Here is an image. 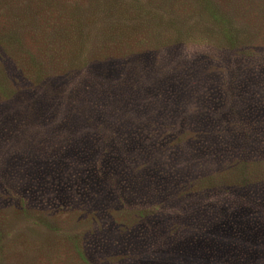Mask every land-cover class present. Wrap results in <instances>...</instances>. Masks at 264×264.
Instances as JSON below:
<instances>
[{
  "label": "rangeland",
  "instance_id": "374dc122",
  "mask_svg": "<svg viewBox=\"0 0 264 264\" xmlns=\"http://www.w3.org/2000/svg\"><path fill=\"white\" fill-rule=\"evenodd\" d=\"M227 2L243 7L236 33L241 40L235 47L220 40L188 39L119 60L122 68L103 77L105 65L95 61L101 41L96 31L102 24H98L85 36L81 64L72 61L68 76L49 80V89L44 90L38 83L24 84L17 71L15 76L7 69L13 62L4 58L6 68H0V74L9 72L11 81L0 78V99L4 93L13 100H0V264H264V223L259 218L264 200L255 195L261 185L248 180L254 185L248 190L251 196H237L243 191L239 184L244 176H240L249 164L256 170L249 175H264V28L254 34L256 29L246 26L250 16L264 22V0ZM52 3L41 19L32 21L35 30L54 14L49 12ZM162 10L160 16L172 18L169 5ZM188 16L193 21L180 26L182 33L201 36L208 31L205 14L194 9ZM95 20L105 21L97 16ZM49 22L53 25L47 31L55 34L45 36L48 52L58 49L66 55L71 49L65 42V23ZM4 28L0 35L10 33L13 26ZM63 61L57 66L66 68L69 60ZM187 67L184 73L195 75L198 85L189 90L185 106L181 102L176 108L177 98L168 97L174 107L151 113L140 124L149 128V141L155 143L153 162L161 175L168 181L178 176L176 191L166 185L160 194L153 191L156 186L141 176L143 156L122 184L126 197L122 207L114 194L110 196V187L93 173L107 144L120 138L128 145V129L138 118V104L129 99L121 103L115 89L137 74V102L146 97L145 102L157 104L163 99L147 94L150 82ZM87 81L96 88L84 93L79 85ZM208 102L216 107H206ZM218 128L234 133L235 139L225 142L228 146L234 142L233 147L239 146L246 136L249 157L236 159L234 152H222L214 136ZM133 154L124 160L129 162ZM108 160L113 162L111 157ZM115 177L109 178L115 181ZM138 185L150 193L139 192ZM241 198L262 201L257 207L243 206L258 216L257 229L263 234L251 259L246 252L252 244L245 238L246 215L231 213L225 206ZM152 202L157 209L150 207ZM221 206L226 214L220 213ZM201 208L206 210L199 214ZM138 212H151V219L139 221L134 215ZM215 216L224 221H208Z\"/></svg>",
  "mask_w": 264,
  "mask_h": 264
},
{
  "label": "trees",
  "instance_id": "16d2710c",
  "mask_svg": "<svg viewBox=\"0 0 264 264\" xmlns=\"http://www.w3.org/2000/svg\"><path fill=\"white\" fill-rule=\"evenodd\" d=\"M50 1L53 2L50 7L54 9L49 10V12H51V15L54 14L52 17L48 16L46 18V23L35 30L32 21L35 19H41V14L45 15V8L49 6ZM95 1L96 0H14L11 4L10 0H0V32H5L4 25L13 26L10 33L0 35V68H3V66L5 67L4 58L6 57L13 62V66L7 65V69L15 76L17 71L19 74L17 78H22L24 84L26 81H30L40 84L43 90L49 89V80L52 81L54 79L55 81L59 79V75L60 79L68 76L67 74L70 72L69 70H71L70 63L72 61L76 65L77 63L81 64L80 51L85 46V36L90 33V30L95 29L98 24H102L100 30L96 31V34L97 32L100 34L101 41L96 51L95 61L103 66L105 65V75L103 77H106L107 75L112 76V74L119 71V68H122L123 65H120L119 60L134 55L150 54L161 50L164 46H176L182 41H188V39H201L214 43H217L220 40L226 43V45L233 47L238 45L241 40L239 38L240 36H236V33H238L237 25L241 20V17L238 16L242 14L243 7H239L233 2H227V0H147L146 3L145 0H99L98 4H94ZM166 4L170 6L172 18L169 15V18H164L159 14V12L162 13V9ZM146 5L152 8L147 9ZM194 9L200 11L203 15L205 14L208 18L206 23H208L209 29L202 33L201 36L182 33V30L180 29V26L185 22H188V20L193 21V17L188 16V12L193 11ZM156 10L159 11L157 12ZM128 13L133 15L130 16ZM96 16L101 20H105L104 23H100V20H95ZM92 17L94 20H92ZM43 19L44 18H42V20ZM49 19H53V21L61 19V22L65 23V42L71 49L66 55L60 54L58 49L51 51L52 53L48 52V43L46 42V39L48 41V38H45V36L48 37L52 33L55 34V30L47 31L48 28L53 25V22H49ZM246 21V26L249 30H253V28L256 29L253 32L254 34H256L257 31H263L261 29L264 28V22L262 23L259 21V17L256 20L254 16H250ZM93 26L95 28H93ZM57 35L58 33H56L55 39L57 38ZM66 36H68V38H66ZM61 58L62 60H60ZM63 60H69L68 66L66 68L58 67L57 63H64ZM147 60L148 59H143L141 61L146 62ZM187 69H189V67L182 72L179 70L173 71V73H167L163 75L164 77L162 79L150 82L152 85L147 94H157V96L159 95L161 96L160 98L163 99L162 101H157V104H155V102L153 104L150 100L145 102L146 97H144L145 100L142 103L137 102L139 97H137L136 91L140 93L136 87L137 84H135V79L138 77L137 74H135V78L130 77L125 81V85L123 83V85L115 89L118 92L116 95L121 103L124 100L129 99L133 103L138 104V107L136 108L138 118L134 119V124H131L128 129L130 131V143L128 142V145L125 146L123 143L124 141L118 138L117 143L112 142L110 145L107 144L106 152L98 162L97 170H94L93 173L98 180H103L106 185L110 187V196L114 194L117 202L120 203L122 207H126L124 201L126 197L124 190L122 191V184L128 182L131 168L133 169V167H137L138 160L143 158V156H145L146 164L141 172V176L146 183L151 182V186H156L153 191H155L156 194H160L165 185L171 187V190H173V188L174 190L176 189L175 179L178 176H170L172 180L168 181V178L164 177V173L161 175L158 163L153 162V159H155L153 154L155 147L152 145L155 143L149 141V128L146 130V126L142 125L141 127L140 124L143 120H146V117L150 116L151 113L155 114L158 111L171 109L173 105L168 97L177 98L176 108L180 107L181 102H183L182 104L185 106L190 98L188 96L190 93L189 90L193 87L197 89L198 85L196 84L197 78L195 75H187L184 73ZM0 78L4 79L5 83H10L9 81H11L9 72H2ZM191 80L193 81V84L189 83ZM128 81L134 84H126ZM1 87L2 85L0 84V91ZM6 87L7 90H9L7 85ZM79 88L84 93H87V91H90L93 88L95 89L96 86H94L91 81H87L81 82ZM235 88L237 90L238 87L236 86ZM52 90L55 91V87ZM13 94L8 92V95L10 96ZM8 97L9 96L3 93L1 99L5 98L7 101L10 99L12 102L13 97ZM25 97L26 96H23L22 98ZM24 100L26 102L28 101L27 98ZM210 102L205 104L206 107H216L215 104ZM228 116L229 118L231 117L229 114ZM30 118L33 120L31 116ZM181 121V124L183 125L184 116ZM212 125L210 124L212 128L216 126L214 123ZM227 130L228 129L223 130L222 128L214 130L219 132V134H215L214 136L218 138L217 143H220V146H222V152L227 154V152L232 151L234 152L232 155L235 156L236 159L248 158L249 155L245 146V140H247L246 136L242 138L243 140L240 142L239 146L233 147L235 142L228 146L225 142L227 141V138L229 139V137H233L234 133H229ZM210 133L207 134L206 137L212 135V133ZM130 153H134L133 158L129 162H126L124 159ZM107 157L108 159L111 157L113 162L106 159ZM136 170H138V168H136ZM251 170L256 171L253 169V164H249L240 176H244L239 184V186L243 188V191L238 193L237 196L243 197L250 195L248 191L250 190L249 188L256 184H260V189H257L259 193L255 195L264 200V175L260 173L259 175H261V177L257 175H249L251 174ZM261 172H264V169L261 170ZM113 175L116 176L115 181L109 178ZM161 176L165 179L161 178ZM248 180H256V182L254 185H249ZM116 186L118 188L113 190V187ZM137 190L141 193H150L144 192V187H142V185H138ZM94 200L95 199L92 200V204L96 203V200ZM257 203H262V201L259 199H249V201L244 202L241 198V200L236 199L233 203L225 204L229 211H233L231 213L237 214L238 212H244L246 215V219H243V221L247 228L245 229V233H248V236L245 238L248 239V243H252L250 248L246 249L250 259L254 258L256 247L259 245L258 242L260 239L263 238V234L257 229L259 225V220H257L258 216L256 217L254 211L250 209L248 211L244 210L243 206L249 205L257 207ZM150 204V207L157 209L158 206L156 204L153 202ZM219 208H222L220 213L225 212L224 206ZM203 210L206 209L201 208L198 213H203ZM136 214L137 219L139 221L142 220L143 222L151 219L152 215L151 212H144V214L138 212L134 215ZM259 218L260 221L264 223V213H259ZM208 221L223 222L224 219L220 220V218L215 216L213 219H208ZM201 227H203V225H201L200 228ZM253 244H255L254 247H252Z\"/></svg>",
  "mask_w": 264,
  "mask_h": 264
}]
</instances>
